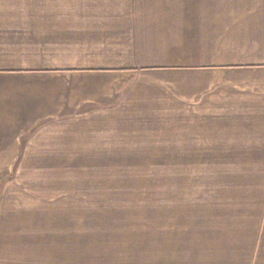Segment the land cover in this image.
Instances as JSON below:
<instances>
[{
  "label": "crops",
  "instance_id": "obj_1",
  "mask_svg": "<svg viewBox=\"0 0 264 264\" xmlns=\"http://www.w3.org/2000/svg\"><path fill=\"white\" fill-rule=\"evenodd\" d=\"M73 5L0 0V175L15 164L46 173L0 182V264H77L76 228L67 238L46 222L77 215L66 164L155 136L264 152V0ZM193 243L191 264H264V218L259 230H202Z\"/></svg>",
  "mask_w": 264,
  "mask_h": 264
},
{
  "label": "rangeland",
  "instance_id": "obj_2",
  "mask_svg": "<svg viewBox=\"0 0 264 264\" xmlns=\"http://www.w3.org/2000/svg\"><path fill=\"white\" fill-rule=\"evenodd\" d=\"M52 1L70 8L77 0ZM145 140L115 146L124 152H110L105 161L66 164L65 176L77 181L67 182L65 197L77 199V215L45 219L50 227L63 224L67 238L76 228L77 245L73 240L68 248L77 250L71 256L77 264H191L195 258L188 250L201 247L193 243L200 231L261 228L264 152H213L218 146H202L186 136ZM40 171L15 164L0 182L9 176H46ZM24 189L11 193L13 203L25 202ZM43 198L52 203V196ZM56 263L62 264H50Z\"/></svg>",
  "mask_w": 264,
  "mask_h": 264
}]
</instances>
